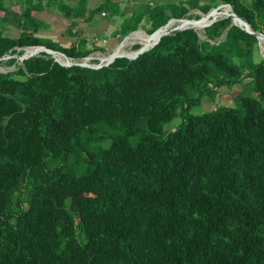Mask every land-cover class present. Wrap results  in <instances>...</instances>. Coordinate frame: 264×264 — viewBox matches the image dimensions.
<instances>
[{
    "label": "trees",
    "instance_id": "trees-1",
    "mask_svg": "<svg viewBox=\"0 0 264 264\" xmlns=\"http://www.w3.org/2000/svg\"><path fill=\"white\" fill-rule=\"evenodd\" d=\"M85 3L60 6L85 19L119 14L112 36L220 3L264 33V0L147 1L129 12L101 0L87 13ZM31 6L4 10L0 56L23 45L71 58L104 49L33 35ZM10 14L22 20L16 37L1 31ZM208 23L202 39L170 31L99 67L44 51L0 59L14 64L0 71V264H264V56L254 61L256 37L229 16ZM244 79L236 105L190 111Z\"/></svg>",
    "mask_w": 264,
    "mask_h": 264
},
{
    "label": "crops",
    "instance_id": "crops-1",
    "mask_svg": "<svg viewBox=\"0 0 264 264\" xmlns=\"http://www.w3.org/2000/svg\"><path fill=\"white\" fill-rule=\"evenodd\" d=\"M32 3L29 14L33 20L28 23L38 22V27L31 33L45 40L54 41L60 45H67L78 36H83L87 39L86 45L95 44L103 46L107 50L112 45L118 36H112L113 29L117 26L119 18L102 17L106 12L95 13L93 17L85 19L84 16H67L64 14L61 3L75 5L78 0H1L2 9H0V20L4 19L3 12L7 8L10 13L19 14L24 10L27 2ZM101 0H86V13L95 7ZM126 0H119V5L123 11L129 12L133 7L132 3H125ZM119 16V15H117ZM121 17V16H119ZM72 21H75L72 25ZM22 20L14 18L13 14L7 16L4 23L1 25V31L5 35L16 37L22 30ZM92 32L93 35L89 33ZM93 51V50H92ZM98 51V49H94ZM222 89V87H221ZM203 104V103H202Z\"/></svg>",
    "mask_w": 264,
    "mask_h": 264
},
{
    "label": "rangeland",
    "instance_id": "rangeland-1",
    "mask_svg": "<svg viewBox=\"0 0 264 264\" xmlns=\"http://www.w3.org/2000/svg\"><path fill=\"white\" fill-rule=\"evenodd\" d=\"M158 2V1H162V0H126V2L125 3H132V5H133V7L134 6H138V5H142L144 2ZM221 6H225V5H222V4H220V5H218V7L217 8H215V9H217V10H219V11H217V12H214V13H212V14H210L209 16H214L215 14H218V13H220V16H218V17H216L215 19H217V18H220V17H224V11L225 10H223L224 8L223 7H221ZM227 6V8L229 9V11H230V6L229 5H226ZM120 7L122 8V6L120 5ZM133 7L131 8V10L133 9ZM130 10V11H131ZM211 10H213V9H210L209 11H211ZM208 11V12H209ZM189 12H192V13H194V14H197L198 15V17H201V18H195V17H192L191 19H187V21H191V22H194V23H199V22H197V20L198 19H200V20H203V19H205L203 16L205 15V13H202V12H200L199 10H197V9H191ZM7 13V12H6ZM95 14V13H94ZM94 14H92V16L91 17H93L94 16ZM97 14H99V13H97ZM119 15V14H118ZM120 16V15H119ZM119 16H117V15H115L114 17L116 18V20H117V18H119L118 20L120 21V19H121V17H119ZM207 17L206 19H208V20H210V18L211 17ZM102 17H106V18H110V17H113V16H110L107 12H106V15H102ZM182 20H186L185 18H182ZM139 27H142L141 25H139ZM137 28V29H140V30H142V31H135V33L136 32H139L138 34H140V33H144V30L143 29H141V28ZM205 27V26H204ZM204 27L203 28H199V29H196V31L198 32V36H199V38L200 39H202V38H204L205 37V35H204V32H203V30H204ZM89 33L91 34V35H93L92 34V32L91 31H89ZM133 33V32H132ZM131 34V33H130ZM129 34V35H130ZM145 34V33H144ZM129 35H127V36H118V37H116V40L115 41H113L114 43L112 44V45H110V47L107 49V50H105V49H103V50H99L98 49V51H91L90 53H89V55H92V58H90L89 60H87L86 62H84V63H86V64H88V65H93V64H95V63H97L99 60L97 59V58H99V56H101V55H106V54H108V53H110L111 51H112V49H114V48H116L118 45H120L122 42H124L125 40H127V43L123 46L124 47V49H129V50H135L136 48H133L132 47V44H134V43H137V44H139L138 43V39L136 38V36H132V37H129V38H127ZM222 35L223 34H221L219 37H217V39H219V38H221L222 37ZM127 38V39H126ZM132 38V39H131ZM127 45V46H126ZM256 45H257V48H256V50L253 52V58H254V61H256V60H258L259 59V56H264V40H259V42H257L256 41ZM115 46V47H114ZM139 46H140V44H139ZM114 47V48H113ZM35 49L34 48H31V49H29V51H34ZM23 51V49L21 50V52ZM48 56H50L51 57V55H49V54H47ZM54 55H55V52H54ZM15 56V62L14 63H20V59L18 58V56H16V55H14ZM128 56V55H127ZM131 56H133V55H131ZM131 56H129V57H131ZM97 57V58H96ZM72 61H77V62H83V58H73V59H71ZM3 60H0V71H2V72H6V71H8V70H11V69H13L14 68V64L12 65V64H8V65H6V64H4L3 62H2ZM246 79H244V80H242V81H240L239 83H236L234 86H232L231 88H229V89H227V88H224V87H222V89L220 88V93L216 96V98L214 99V101H212V100H210V99H208V97H203V99H202V101L200 102V103H198V104H194L191 108H190V111H192V112H195V113H197V112H201V111H203V110H206V109H209V108H211V107H213L214 105H217V104H220V103H223V104H231V105H236V101L233 99L234 98V96L240 91V89H242L243 87H244V81H245ZM248 86L246 85L245 86V88L242 90V91H244V92H247L248 90ZM250 92V91H249ZM234 100V101H233ZM203 103V104H202ZM179 122V117L178 116H175V117H173L169 122H167V123H165L164 124V128H166V129H172L177 123Z\"/></svg>",
    "mask_w": 264,
    "mask_h": 264
},
{
    "label": "bare ground",
    "instance_id": "bare-ground-1",
    "mask_svg": "<svg viewBox=\"0 0 264 264\" xmlns=\"http://www.w3.org/2000/svg\"><path fill=\"white\" fill-rule=\"evenodd\" d=\"M222 5H225V4H222ZM223 7L225 10L224 11V14H228L230 11L229 9L227 8V6H221ZM213 11V12H211ZM209 12H211L210 14L214 13V12H217L219 10L217 9H213ZM209 12H207L203 17L205 19H203L200 23H194V22H191V21H187V20H180V19H171L169 20L164 26L156 29L153 33L151 34H147V33H140L136 36V38L138 39V43L140 44V49H143V48H146L148 46H150L157 38L160 34H162L163 32H165L166 30L172 28V27H186V26H193L195 29H199V28H203L204 27V24L209 22L210 20L206 19L210 14ZM220 16V13L217 14V17ZM211 17V16H209ZM201 18V17H200ZM232 20L238 24H240L241 26H244V27H247L248 25L247 24H244L243 21L235 16H231ZM182 19V18H181ZM175 20H179L177 22H174ZM169 23H176L172 26H169L168 24ZM139 30V29H137ZM135 30V31H137ZM133 31V32H135ZM135 34V33H134ZM129 37V36H128ZM132 39V38H131ZM128 40V39H127ZM127 40H125L124 42H122L120 45H118L116 48L112 49V51L106 55H101L99 56V59L101 62H105V61H109L111 58H113L114 56H117V55H128V56H131V55H134L137 50H129V49H124V45L127 43ZM259 40H264V38H259ZM128 44V43H127ZM127 46V45H126ZM32 48V47H31ZM29 48V49H31ZM34 49H36L34 47ZM55 55L57 56V58L59 59L60 62L62 63H70V59L69 58H65L62 54L60 53H56L55 52ZM97 58V57H96ZM98 59V60H99ZM85 62V61H83Z\"/></svg>",
    "mask_w": 264,
    "mask_h": 264
},
{
    "label": "water",
    "instance_id": "water-1",
    "mask_svg": "<svg viewBox=\"0 0 264 264\" xmlns=\"http://www.w3.org/2000/svg\"><path fill=\"white\" fill-rule=\"evenodd\" d=\"M220 4H225V5H229V6H230L229 3H220ZM220 4H218V5H220ZM218 5H216V6H214V7H211L210 9H215V8L218 7ZM210 9H208L207 11H209ZM207 11H206V12H207ZM224 16H229V17H230V24H235V25H237L238 27H240L241 29H243L244 31L253 34V35L256 37V41H257V42H259V38H264V33H263V32L251 28L250 24H249L246 20H244V18H242L241 16L237 15V14L232 10L231 6H230V12H229L228 14H224ZM231 16H235V17L241 19V20L243 21V23H244V24H247L248 26H247V27H244V26H241L240 24L234 22V21L232 20ZM171 19H181V18L170 17V18L167 19V21H166L164 24H162V25L156 27V28H155L154 30H152L150 33H152L153 31H155L156 29H158V28L164 26V25H165L169 20H171ZM185 19L187 20V19H190V18H185ZM213 20H215V19H210L209 23L212 22ZM209 23H208V24H209ZM208 24H207V25H208ZM182 28H193V29H195L193 26H186V27H172V28L166 30L165 32H163L162 34L168 33V32H170V31L179 30V29H182ZM135 30H137V28L134 29V30L129 31V32H128L127 34H125L124 36H127L128 34H130L131 32H133V31H135ZM150 33H148V34H150ZM162 34H160V35H162ZM160 35H159V36H160ZM159 36H158V38H157V39H156V40H155L150 46H152L153 44H155V43L158 41ZM150 46H148V47H146V48H143V49H140V46L136 47L135 50H137V52H136L133 56H131V57H129V56H127V55H117V56H124V57H127V58L130 59V58L135 57L138 53L142 52L143 50L149 48ZM20 47H22V49H23V51L19 54L20 59H23V58H25V57H28L29 55L34 54L35 52L44 51L45 53L51 55V57L53 58V60H55L56 62H58V63L61 64V65H65V66H67V65H71V64H77V65H81V66L99 67V66H101V65H106V64L109 63L114 57H117V56H114V57L111 58L109 61H105V62H101L100 59L97 58V59H99V61H98L97 63H95L94 65H88V64L83 63V62H77V61H72V60L70 61V63H65V64H64V63L60 62V61L54 56V52L62 54L65 58H69V59H70L71 57L66 56L63 52H61V51H59V50L51 49V48L46 47V46H44V45H42V44H38V45H23V46H20ZM25 47H35L36 49L34 50L35 52H29V53H28V52H25V50H24ZM114 47H115V46H114ZM114 47H113V48H114ZM88 56H89V53H88L87 55L82 56L81 58H86V57H88ZM0 59H2V56H0Z\"/></svg>",
    "mask_w": 264,
    "mask_h": 264
},
{
    "label": "built area",
    "instance_id": "built-area-1",
    "mask_svg": "<svg viewBox=\"0 0 264 264\" xmlns=\"http://www.w3.org/2000/svg\"><path fill=\"white\" fill-rule=\"evenodd\" d=\"M15 48V50L17 51V50H19V49H22V47H19V46H15L14 47ZM29 48H31V47H25L24 48V50H25V52H35V51H29ZM32 48H34V47H32ZM35 53H37V52H35ZM16 53H14V54H11L10 53V51H8V52H6V53H4L3 55H2V59L4 60V59H6V58H8V57H10V56H14ZM16 56H18V58L20 59V56L19 55H16ZM56 58H57V56L56 55H54ZM90 58H92V55H89L88 57H86V58H83V61H87V60H89ZM58 59V58H57ZM71 59H73V58H70V60ZM21 60V59H20ZM59 60V59H58ZM84 63V62H83ZM94 65V64H93Z\"/></svg>",
    "mask_w": 264,
    "mask_h": 264
}]
</instances>
